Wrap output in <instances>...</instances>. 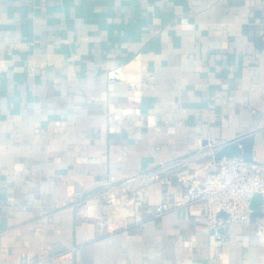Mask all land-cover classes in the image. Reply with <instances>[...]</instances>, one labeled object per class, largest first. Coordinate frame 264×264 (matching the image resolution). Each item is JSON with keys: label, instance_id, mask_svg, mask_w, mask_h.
Masks as SVG:
<instances>
[{"label": "crops", "instance_id": "0c3cea01", "mask_svg": "<svg viewBox=\"0 0 264 264\" xmlns=\"http://www.w3.org/2000/svg\"><path fill=\"white\" fill-rule=\"evenodd\" d=\"M237 137L264 162V0H0V264H264V205L129 181Z\"/></svg>", "mask_w": 264, "mask_h": 264}, {"label": "built area", "instance_id": "2783aa9c", "mask_svg": "<svg viewBox=\"0 0 264 264\" xmlns=\"http://www.w3.org/2000/svg\"><path fill=\"white\" fill-rule=\"evenodd\" d=\"M214 156L212 164L215 168L201 177L184 173V168L195 156H183L161 162L148 171L132 176L129 181L141 178L144 185L159 182L164 186L176 182L187 201L200 206L201 216L211 227L233 222L254 223L251 200L257 192L264 195V162L234 156L223 157L215 163ZM168 208L167 201L160 202L157 213Z\"/></svg>", "mask_w": 264, "mask_h": 264}, {"label": "water", "instance_id": "95a60500", "mask_svg": "<svg viewBox=\"0 0 264 264\" xmlns=\"http://www.w3.org/2000/svg\"><path fill=\"white\" fill-rule=\"evenodd\" d=\"M243 156L247 160H253V141L245 137H237L221 146L215 156L214 161L218 163L223 157ZM264 205L263 194L257 192L251 200V209L254 216H262L259 207ZM223 216L227 214L222 213Z\"/></svg>", "mask_w": 264, "mask_h": 264}]
</instances>
